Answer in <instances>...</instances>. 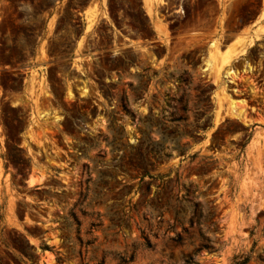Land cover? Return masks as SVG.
<instances>
[{"label": "rangeland", "instance_id": "rangeland-1", "mask_svg": "<svg viewBox=\"0 0 264 264\" xmlns=\"http://www.w3.org/2000/svg\"><path fill=\"white\" fill-rule=\"evenodd\" d=\"M0 264H264V0H0Z\"/></svg>", "mask_w": 264, "mask_h": 264}, {"label": "crops", "instance_id": "crops-1", "mask_svg": "<svg viewBox=\"0 0 264 264\" xmlns=\"http://www.w3.org/2000/svg\"><path fill=\"white\" fill-rule=\"evenodd\" d=\"M258 28H259V26L244 27L241 30H239L237 33H234L233 34L235 36L234 39L236 40V38H238V36L241 35V34H247V33H249L250 36L249 37H246V40H248L247 42L249 43L250 40L254 39V37L256 36V33L258 32ZM158 30L161 31L160 27H158ZM156 32H158V31L156 30ZM162 36L165 38L164 35H162ZM258 41L259 40H255V43L257 42V44H258Z\"/></svg>", "mask_w": 264, "mask_h": 264}, {"label": "bare ground", "instance_id": "bare-ground-1", "mask_svg": "<svg viewBox=\"0 0 264 264\" xmlns=\"http://www.w3.org/2000/svg\"><path fill=\"white\" fill-rule=\"evenodd\" d=\"M231 63H232V61H231ZM210 67H211V64H207V66H206V71H208L209 69H210ZM234 77H236V73L234 72V71H229L228 73H227V78H229V79H233ZM230 82H231V80H230ZM233 110H234V108H233ZM234 112H236V111H234ZM234 114V113H233ZM237 114V113H236ZM39 182V179H36V178H34V177H31L30 179H29V184H30V186H34L36 183H38Z\"/></svg>", "mask_w": 264, "mask_h": 264}, {"label": "water", "instance_id": "water-1", "mask_svg": "<svg viewBox=\"0 0 264 264\" xmlns=\"http://www.w3.org/2000/svg\"><path fill=\"white\" fill-rule=\"evenodd\" d=\"M31 177H34V178H36V179H40L39 173H34L33 175L29 176V179H30ZM29 179H28V182H29Z\"/></svg>", "mask_w": 264, "mask_h": 264}]
</instances>
